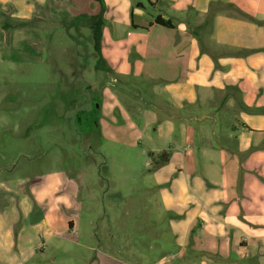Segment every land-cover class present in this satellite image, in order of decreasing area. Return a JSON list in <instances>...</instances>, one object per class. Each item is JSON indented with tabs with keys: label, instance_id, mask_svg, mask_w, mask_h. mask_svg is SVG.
Segmentation results:
<instances>
[{
	"label": "crops",
	"instance_id": "crops-1",
	"mask_svg": "<svg viewBox=\"0 0 264 264\" xmlns=\"http://www.w3.org/2000/svg\"><path fill=\"white\" fill-rule=\"evenodd\" d=\"M103 3L106 69L161 87L166 117L154 115L158 138L177 127L180 143L198 140L197 153L179 162L171 145L156 151L172 150L164 168L179 171L162 193L182 245L178 264H264V0ZM98 12L93 0H0V61H25L33 52L42 62V29ZM28 188L32 197H21L18 211L0 212V264H42L47 244L58 250L77 228L72 179L42 176ZM157 264L176 263L167 253Z\"/></svg>",
	"mask_w": 264,
	"mask_h": 264
},
{
	"label": "rangeland",
	"instance_id": "rangeland-1",
	"mask_svg": "<svg viewBox=\"0 0 264 264\" xmlns=\"http://www.w3.org/2000/svg\"><path fill=\"white\" fill-rule=\"evenodd\" d=\"M72 20L42 29V62L33 52L0 61V212L18 211L19 199L32 197L31 182L60 173L75 185L77 228L58 250L47 244L42 264H157L167 253L178 264L182 245L162 193L179 171L155 167L156 151L171 145L179 162L197 153L198 140L180 143L177 127L158 138L167 95L141 78L95 69L88 25Z\"/></svg>",
	"mask_w": 264,
	"mask_h": 264
},
{
	"label": "trees",
	"instance_id": "trees-1",
	"mask_svg": "<svg viewBox=\"0 0 264 264\" xmlns=\"http://www.w3.org/2000/svg\"><path fill=\"white\" fill-rule=\"evenodd\" d=\"M93 1L99 6V12L96 15L90 16L83 20L76 19L73 22V25L75 27H78L81 21H84L87 23L88 29L90 31L88 40L92 43L93 50L97 56L95 69H98V67L101 65V61H102V66H104V62H103V59L101 58V53H100V45H101V37H102L101 35L102 16H103V11H104V3H103V0H93ZM154 23L156 25H160V26H163L169 29L173 28V25L170 22L164 21L160 18H156ZM26 27L33 28V26H31V22H27ZM169 157H170V154L168 152H160L157 156L158 161H155V164H154L155 167L158 168L159 166L166 164L168 162Z\"/></svg>",
	"mask_w": 264,
	"mask_h": 264
},
{
	"label": "built area",
	"instance_id": "built-area-1",
	"mask_svg": "<svg viewBox=\"0 0 264 264\" xmlns=\"http://www.w3.org/2000/svg\"><path fill=\"white\" fill-rule=\"evenodd\" d=\"M153 2H156V0H152Z\"/></svg>",
	"mask_w": 264,
	"mask_h": 264
}]
</instances>
